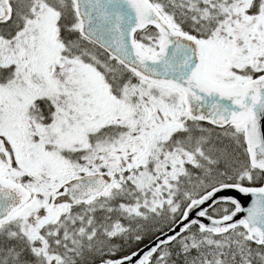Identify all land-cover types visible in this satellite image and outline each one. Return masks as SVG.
<instances>
[{
  "label": "snow or ice",
  "instance_id": "6c2138e0",
  "mask_svg": "<svg viewBox=\"0 0 264 264\" xmlns=\"http://www.w3.org/2000/svg\"><path fill=\"white\" fill-rule=\"evenodd\" d=\"M0 264H264V0H0Z\"/></svg>",
  "mask_w": 264,
  "mask_h": 264
},
{
  "label": "water",
  "instance_id": "95a60500",
  "mask_svg": "<svg viewBox=\"0 0 264 264\" xmlns=\"http://www.w3.org/2000/svg\"><path fill=\"white\" fill-rule=\"evenodd\" d=\"M230 195H233V196H237L238 194L237 193H235V192H232V193H229ZM242 200H244L245 201V203H247L248 202V200H247V198H244V197H240Z\"/></svg>",
  "mask_w": 264,
  "mask_h": 264
}]
</instances>
